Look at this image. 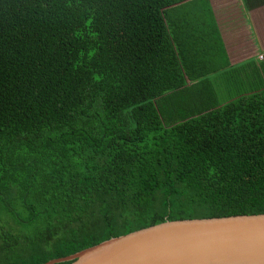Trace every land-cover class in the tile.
Wrapping results in <instances>:
<instances>
[{"label":"trees","instance_id":"1","mask_svg":"<svg viewBox=\"0 0 264 264\" xmlns=\"http://www.w3.org/2000/svg\"><path fill=\"white\" fill-rule=\"evenodd\" d=\"M225 54L209 0H0V264L263 214L264 85Z\"/></svg>","mask_w":264,"mask_h":264},{"label":"water","instance_id":"2","mask_svg":"<svg viewBox=\"0 0 264 264\" xmlns=\"http://www.w3.org/2000/svg\"><path fill=\"white\" fill-rule=\"evenodd\" d=\"M264 264V213L168 220L43 264Z\"/></svg>","mask_w":264,"mask_h":264},{"label":"crops","instance_id":"3","mask_svg":"<svg viewBox=\"0 0 264 264\" xmlns=\"http://www.w3.org/2000/svg\"><path fill=\"white\" fill-rule=\"evenodd\" d=\"M225 57L231 66L246 67L252 86L264 85V0H209ZM263 56V58H261Z\"/></svg>","mask_w":264,"mask_h":264},{"label":"rangeland","instance_id":"4","mask_svg":"<svg viewBox=\"0 0 264 264\" xmlns=\"http://www.w3.org/2000/svg\"><path fill=\"white\" fill-rule=\"evenodd\" d=\"M225 66L226 64L224 65L220 64L221 68H224ZM245 68L246 67H242L243 70ZM230 70L232 69L226 68V69L221 70L220 68H218L217 72L215 73L213 77V80L216 78V81L218 85L220 86V89L217 92L220 97V100L223 102L233 97H236L245 91V86L241 83L242 79H240V77L236 73ZM229 74L231 76H229Z\"/></svg>","mask_w":264,"mask_h":264},{"label":"built area","instance_id":"5","mask_svg":"<svg viewBox=\"0 0 264 264\" xmlns=\"http://www.w3.org/2000/svg\"><path fill=\"white\" fill-rule=\"evenodd\" d=\"M261 58H263V56H261Z\"/></svg>","mask_w":264,"mask_h":264}]
</instances>
